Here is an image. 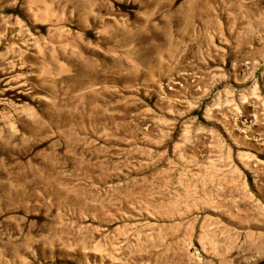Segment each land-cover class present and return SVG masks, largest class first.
I'll return each mask as SVG.
<instances>
[{
  "label": "rangeland",
  "instance_id": "1",
  "mask_svg": "<svg viewBox=\"0 0 264 264\" xmlns=\"http://www.w3.org/2000/svg\"><path fill=\"white\" fill-rule=\"evenodd\" d=\"M0 264H264V0H0Z\"/></svg>",
  "mask_w": 264,
  "mask_h": 264
}]
</instances>
